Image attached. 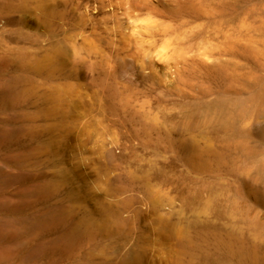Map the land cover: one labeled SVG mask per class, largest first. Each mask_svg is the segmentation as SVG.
Here are the masks:
<instances>
[{
	"label": "rangeland",
	"instance_id": "374dc122",
	"mask_svg": "<svg viewBox=\"0 0 264 264\" xmlns=\"http://www.w3.org/2000/svg\"><path fill=\"white\" fill-rule=\"evenodd\" d=\"M0 264H264V0H0Z\"/></svg>",
	"mask_w": 264,
	"mask_h": 264
},
{
	"label": "bare ground",
	"instance_id": "6f19581e",
	"mask_svg": "<svg viewBox=\"0 0 264 264\" xmlns=\"http://www.w3.org/2000/svg\"><path fill=\"white\" fill-rule=\"evenodd\" d=\"M238 130H239V129H238ZM244 144H245V143H243V146H242V147H244ZM241 145H242V144H241Z\"/></svg>",
	"mask_w": 264,
	"mask_h": 264
}]
</instances>
